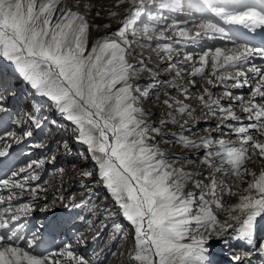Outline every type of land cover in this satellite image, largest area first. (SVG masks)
<instances>
[{
    "label": "snow or ice",
    "instance_id": "1",
    "mask_svg": "<svg viewBox=\"0 0 264 264\" xmlns=\"http://www.w3.org/2000/svg\"><path fill=\"white\" fill-rule=\"evenodd\" d=\"M125 2L118 0V4ZM127 2L133 5V18L89 48L92 26L86 14L59 7L60 0H0V62H8L36 95L46 98L74 125L78 133L76 141L86 146L98 165L97 172L84 170L80 176L90 182H96L98 176L129 222L132 245L127 264H214L212 241L227 244V237L235 234V239L250 244L258 218H264V168L257 172L246 167L249 161L255 164L257 157L264 160V68L251 63L254 57L264 58V46L253 44L255 37H250L258 29L264 30V0ZM117 15L111 13L112 17ZM176 15L186 19H174ZM169 32L181 39L172 41V36L166 35ZM154 37L157 41H169L157 43L164 54L157 55L162 60L167 58L169 71L175 70L181 76L183 72L177 65L193 64L191 75L205 78L207 85L213 87L217 83L225 85L221 98L239 101L245 114L237 115L232 104L221 105L220 99H213L205 86H201L202 94L192 97L209 111L215 106L220 114V123L206 137L198 141L180 138L185 147L206 149L202 163L214 171L199 179L176 167L175 162H169L156 142L161 128L149 123V113L139 106L149 92L141 90L132 80L138 73L150 70L143 61L137 66L128 58L134 55L133 44L143 47L141 41L147 40L150 47ZM204 38L229 41L233 46L203 51L199 55L200 67H195L192 54L171 63L174 54L179 56L175 44L185 40L198 44ZM209 63L214 80L205 76ZM228 81H233L232 88L248 86L249 98L234 97L228 90ZM190 83L195 86V81ZM169 86L181 91L185 99L189 98L187 88L171 82ZM16 96L15 85L0 72V128L5 129L0 132V143L4 144L0 148V191L7 192L0 194V206L7 205L0 207V264H91L71 244H65L57 252L36 254L47 243L46 229L60 225L28 228L21 218L30 214L33 205H12L13 200L26 194L35 200L40 192L46 191L39 184L31 186L41 179L36 170L44 166L46 159H32L18 168L11 159L13 145L43 146L29 141L34 131L42 129L47 121L46 117H36L31 103L26 110L13 108L10 101ZM171 100L169 96L163 103L169 109L179 105L175 111L192 115L194 109L190 105ZM212 114L216 115V111ZM168 115L172 116L173 112ZM229 120L236 124L228 123ZM172 122L177 121L173 118ZM28 124L32 127H27ZM185 124L187 121L181 128ZM9 126L16 127L9 130ZM225 128L235 135V140L213 138V131L223 132ZM63 147H68L66 142ZM55 160L52 156L47 162ZM217 172L246 183L243 189L246 194L233 191L232 186L226 189L227 195L238 196V202L226 206L225 188L217 179ZM189 184L198 191H187ZM81 187L86 185L82 182ZM48 207L46 204L42 211ZM71 207L79 208L81 204L74 203ZM218 213H225V218L220 219ZM114 227L120 229L119 224ZM258 248L259 255L264 257V243H259ZM246 257L250 258L251 253L233 254L231 259L233 264H241Z\"/></svg>",
    "mask_w": 264,
    "mask_h": 264
},
{
    "label": "rangeland",
    "instance_id": "2",
    "mask_svg": "<svg viewBox=\"0 0 264 264\" xmlns=\"http://www.w3.org/2000/svg\"><path fill=\"white\" fill-rule=\"evenodd\" d=\"M85 5L88 7L85 8ZM59 7L70 8L72 11L86 14L90 26H92L90 27L88 47L96 38H101L100 36L103 34H106L104 37L109 36L121 26L122 22L133 18L131 11L133 5L129 4L127 0L123 4H118V0H60ZM97 12L100 13L99 16L96 15ZM112 12H117L118 15L112 17ZM174 19L183 20L186 17L176 15ZM168 23H171V21H168ZM105 25H109V27L106 28ZM192 34H194V30ZM156 35H158V32ZM166 35L172 36V41L181 39L171 32ZM129 39H133V37L129 36ZM205 39H201L199 41L200 44H192L187 40L182 44H175L174 48L179 52V56L174 54L171 63H176L177 60L182 61L185 54H192L195 67H200L199 55L203 51L214 49L215 47H223L215 46L214 48H210L205 45ZM166 42L169 41H157L154 37L150 47L148 46L147 40L141 41L144 45L143 47L137 44L132 45L134 55L128 58L129 62L139 66V62L143 61L144 66L150 70L138 73L132 80V83L138 84L141 90L147 89L149 92V95L142 99L139 106L145 112L149 113L147 117L148 122L154 127L161 128L160 135L156 136V142H158L159 148L165 152L170 163L175 162L176 167L184 168L186 172L194 174V179H199L201 175L206 176L214 171V169L202 163L206 149L203 147H185L180 142V138L185 137L198 141L201 137H206L209 131L215 129L216 125L220 123V114L215 109V106H213L212 111H216V115H213L212 111L204 109L201 102L192 97L202 94L201 86H205L212 92L213 99H220L221 105L227 107L229 104H232L233 110L237 115L241 113L240 116L243 117L245 114L239 106V101L221 98L223 97L225 88L220 89L218 83L215 87L207 85L205 78L199 75H191L190 73L193 72V64H178L177 68L183 72L181 76H177L175 70L169 71V61L167 58L165 57L162 60L157 55L160 52V49L157 48V43L163 44ZM160 54L164 55L163 52H160ZM0 72L4 73L9 83L15 85L17 92L16 98L18 99L20 108L26 110L28 104L31 103L32 111L36 117L40 119L47 118L43 133L40 135V138H43L39 142L43 145L41 147V153L38 155V150L33 148L37 153H32L26 159H23V166H26L27 162L32 159H46L44 166L36 170L41 179L31 185L42 184L40 187L46 189V191L40 192L38 199L31 200L35 202V205L34 203L31 205H33V208H36L38 205L45 206L47 204L53 210H57L58 208L65 207L68 203V210H72V214L70 212L68 214V223L71 220L75 223V225L70 223V226H68L70 234L74 235V237L72 236L73 240L71 243L73 249L76 247L74 251L88 258L91 264H127L132 245L129 222L122 216L111 194L106 190L96 189L99 183L97 179L96 182H85L88 180L80 176V172L84 170L93 171L94 173L97 172L98 165L96 161L91 159V153L87 152L86 146L76 141V135L78 133L74 125L65 120L49 104L46 98L36 95L29 85L22 83L23 78L14 72L8 62H0ZM210 74L211 67L209 63L205 68V76L214 80V77H211ZM191 81H195V86L190 83ZM169 82L178 85L180 88H187L189 98L185 99L181 91L169 86ZM229 85L230 83L227 82V86ZM222 87H225V85ZM230 91L234 97L241 95L240 93H235V90ZM169 96L172 98L170 102L180 100L190 105L191 109H194L192 115L189 116L187 112L180 114L175 111L179 107L176 104H174L173 109H169L163 103ZM248 98L249 96L244 99L247 100ZM170 111L173 112L172 116L168 115ZM173 118L177 121L176 123L172 122ZM53 120L56 121L55 124L51 123ZM162 120L165 121L164 124L160 123ZM184 121H187V124L181 128ZM194 121L199 122L192 124ZM227 122L236 124L235 121L232 122L229 120ZM28 127L31 128L32 126L28 124ZM12 128H15V126ZM2 131L3 129L0 132ZM213 133L212 136L214 139H236L235 135L229 132L228 129L224 132L213 131ZM65 142L68 145L67 148L63 147ZM47 146H49L48 150ZM0 147H4V144L0 143ZM61 155H63V158L60 159ZM52 156L56 157L55 162L48 163L47 160ZM217 165H219L218 161ZM246 167L258 172L260 168H264V160L257 157L255 164L249 161ZM215 175L219 181L223 182L225 188L223 200L226 206L238 202V196L227 195L226 189L228 186H232L233 191L239 194H246L243 193V189L247 186L246 183H240L235 177L224 173L217 172ZM75 179H78V181ZM80 179L83 180L79 181ZM245 179H250V177H245ZM82 182L86 187H81ZM205 183H208V181H205ZM238 183L239 187L237 188L235 185ZM71 184H73V187H70ZM186 190L194 191L195 189L192 184H189ZM78 196L80 197L79 199L76 198ZM74 203H80L81 207H71ZM225 215V213H218L220 219H224ZM95 220L97 222H94ZM116 224L120 225V229L114 227ZM234 236L235 234H232L227 237V244L215 240L211 242L214 264H233V261L230 260L232 255H243L244 252H250L251 257H246L241 261V264H264V257L259 255L258 248L259 243H264V218H258L257 227L250 244L246 240L235 239ZM220 256L226 257L228 260L226 261Z\"/></svg>",
    "mask_w": 264,
    "mask_h": 264
},
{
    "label": "bare ground",
    "instance_id": "3",
    "mask_svg": "<svg viewBox=\"0 0 264 264\" xmlns=\"http://www.w3.org/2000/svg\"><path fill=\"white\" fill-rule=\"evenodd\" d=\"M98 39H102V37H101V38H96V40H98ZM96 40H94V41L89 45V48L91 47V45H92L93 43H95ZM249 75H250V74H249ZM194 139H195V138H194ZM191 140H193V139H191ZM96 179H97L98 182H99L98 176H97ZM98 185H100L101 187H104L103 184L100 183V182L98 183ZM72 187H73V186H72ZM104 188H105V187H104ZM105 189H106V188H105ZM106 190H107V189H106ZM107 191H108V190H107ZM108 192H109V191H108Z\"/></svg>",
    "mask_w": 264,
    "mask_h": 264
}]
</instances>
